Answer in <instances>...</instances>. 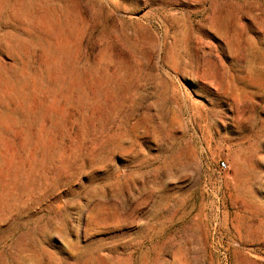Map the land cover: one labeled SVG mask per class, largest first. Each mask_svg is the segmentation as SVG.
Here are the masks:
<instances>
[{"label": "rangeland", "instance_id": "1", "mask_svg": "<svg viewBox=\"0 0 264 264\" xmlns=\"http://www.w3.org/2000/svg\"><path fill=\"white\" fill-rule=\"evenodd\" d=\"M0 264H264V0H0Z\"/></svg>", "mask_w": 264, "mask_h": 264}, {"label": "built area", "instance_id": "2", "mask_svg": "<svg viewBox=\"0 0 264 264\" xmlns=\"http://www.w3.org/2000/svg\"><path fill=\"white\" fill-rule=\"evenodd\" d=\"M219 170L221 172H227L229 170V164L225 160L219 162Z\"/></svg>", "mask_w": 264, "mask_h": 264}]
</instances>
